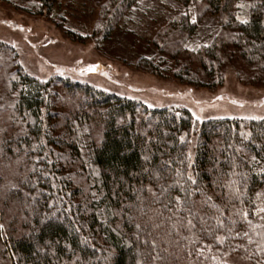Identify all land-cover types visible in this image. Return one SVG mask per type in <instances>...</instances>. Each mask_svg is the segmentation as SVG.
<instances>
[{
	"label": "trees",
	"instance_id": "1",
	"mask_svg": "<svg viewBox=\"0 0 264 264\" xmlns=\"http://www.w3.org/2000/svg\"><path fill=\"white\" fill-rule=\"evenodd\" d=\"M37 1L52 10L59 0ZM141 1L103 0V39ZM174 1L198 12L156 37L175 67L142 57L137 68L207 89L235 67L264 80V0ZM205 14L220 31L187 47ZM261 190L264 117L199 123L184 108L152 109L70 78L43 81L0 44V264H229L247 236L251 262L264 264Z\"/></svg>",
	"mask_w": 264,
	"mask_h": 264
},
{
	"label": "rangeland",
	"instance_id": "2",
	"mask_svg": "<svg viewBox=\"0 0 264 264\" xmlns=\"http://www.w3.org/2000/svg\"><path fill=\"white\" fill-rule=\"evenodd\" d=\"M102 2L59 0L51 10L43 8L37 0H0V44L15 50L23 69L43 81L70 78L139 100L152 109L184 108L199 123L219 118L264 117V80L249 77L248 71L242 73V67L230 68L224 83L216 89L193 87L137 68L142 57H157V64L162 67H175L169 47H163V42L157 47L156 37L169 21L180 15L189 14L191 20L193 17L197 20L196 6L188 8L174 0H142L120 21L112 36L103 39L104 34L100 33ZM240 9L242 19L247 21L249 3ZM67 31L88 40L74 42ZM219 31L215 19L205 14L186 46L197 49L209 44ZM257 200L260 209H264V190L258 192ZM263 218L261 211L259 223ZM252 239L246 237L243 251L229 258V264H253Z\"/></svg>",
	"mask_w": 264,
	"mask_h": 264
},
{
	"label": "snow or ice",
	"instance_id": "3",
	"mask_svg": "<svg viewBox=\"0 0 264 264\" xmlns=\"http://www.w3.org/2000/svg\"><path fill=\"white\" fill-rule=\"evenodd\" d=\"M241 7L243 6V5H240ZM192 22L193 23H195L196 22V19H195V17H193V19H192ZM244 22H246V21H244ZM91 70V69H90ZM234 103H235V101H233ZM253 119H255V117H253ZM187 179L189 180V181H192V183L194 184L195 183V180H193V178H192V176H188L187 177ZM150 191H151V189H150ZM176 199V201H177V203L179 204V202H180V197H176L175 198ZM209 199H211L210 197H209ZM260 211H262V212H264V209H261ZM246 215V214H245ZM221 225L223 224V221H220L219 222ZM188 224H192V221L191 220H189L188 221ZM3 227V225H0V228H2ZM137 227L139 228L140 227V225H137ZM244 235H247V233H245ZM216 239H217V241H219L220 243H223L224 242V239L222 238V237H216ZM152 247L153 248H155V242L153 241V243H152ZM153 258V260H155V259H157V257H152Z\"/></svg>",
	"mask_w": 264,
	"mask_h": 264
}]
</instances>
